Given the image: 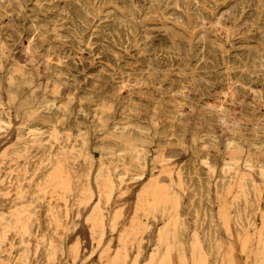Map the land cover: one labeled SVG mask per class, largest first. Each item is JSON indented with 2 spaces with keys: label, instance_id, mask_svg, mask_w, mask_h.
<instances>
[{
  "label": "rangeland",
  "instance_id": "obj_1",
  "mask_svg": "<svg viewBox=\"0 0 264 264\" xmlns=\"http://www.w3.org/2000/svg\"><path fill=\"white\" fill-rule=\"evenodd\" d=\"M0 264H264V0H0Z\"/></svg>",
  "mask_w": 264,
  "mask_h": 264
},
{
  "label": "bare ground",
  "instance_id": "obj_2",
  "mask_svg": "<svg viewBox=\"0 0 264 264\" xmlns=\"http://www.w3.org/2000/svg\"><path fill=\"white\" fill-rule=\"evenodd\" d=\"M60 32V31H59ZM48 47V46H47ZM27 60V59H26ZM44 70V69H43ZM233 85V84H232ZM158 90V89H157ZM253 96H255V95H253ZM261 96V95H260ZM160 118V117H159ZM221 122V121H220ZM250 122V121H249ZM223 123V122H222ZM83 134V133H82ZM235 145V144H234Z\"/></svg>",
  "mask_w": 264,
  "mask_h": 264
}]
</instances>
